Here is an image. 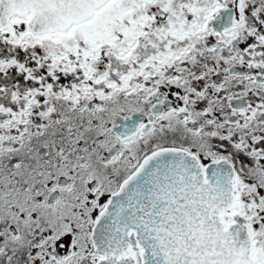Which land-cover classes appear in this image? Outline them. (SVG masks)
Segmentation results:
<instances>
[{
	"label": "snow or ice",
	"instance_id": "snow-or-ice-1",
	"mask_svg": "<svg viewBox=\"0 0 264 264\" xmlns=\"http://www.w3.org/2000/svg\"><path fill=\"white\" fill-rule=\"evenodd\" d=\"M0 264H264V0H0Z\"/></svg>",
	"mask_w": 264,
	"mask_h": 264
}]
</instances>
